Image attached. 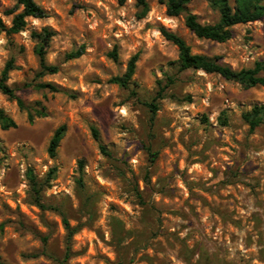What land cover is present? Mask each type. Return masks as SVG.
I'll use <instances>...</instances> for the list:
<instances>
[{
	"label": "rangeland",
	"instance_id": "obj_1",
	"mask_svg": "<svg viewBox=\"0 0 264 264\" xmlns=\"http://www.w3.org/2000/svg\"><path fill=\"white\" fill-rule=\"evenodd\" d=\"M35 1L48 16L0 35V77L14 58L8 83L46 111L31 122L0 91V106L18 123L0 126V264H264V122L252 131L243 118L264 103V85L183 70L178 47L162 34L174 31L194 53L241 69L264 58V18L232 26L219 42L198 37L186 12L169 15L163 0H148L145 17L136 0ZM16 4L0 0L7 26ZM188 8L202 23L219 19L207 0ZM45 26L56 30L47 61L60 70L41 80L58 91L33 86L40 67L33 32ZM82 45V56L65 59ZM136 53L129 87L111 82ZM155 97L152 126L147 103ZM62 124L67 132L51 157ZM52 168L39 198L30 173L45 181ZM63 215L77 227L71 238Z\"/></svg>",
	"mask_w": 264,
	"mask_h": 264
},
{
	"label": "trees",
	"instance_id": "obj_2",
	"mask_svg": "<svg viewBox=\"0 0 264 264\" xmlns=\"http://www.w3.org/2000/svg\"><path fill=\"white\" fill-rule=\"evenodd\" d=\"M120 3H125L127 0H119ZM192 0H163L167 5L169 15L176 16L182 12H186V25L192 30L198 37L216 40L224 42L230 39L233 35L232 26L240 23H247L264 18V0H207L210 5L219 12V19L214 23H202L199 21L197 14L193 13L188 8V4ZM234 2V3H232ZM137 6L140 8L139 17H145L150 10L148 0H136ZM22 6L20 12H16L17 8ZM8 14H13L12 23L7 26L2 17L0 16V35L4 31L7 34L18 33L27 25V17L44 18L48 16V12L39 5L35 0H17V4L14 8L7 11ZM56 34V30L50 26H45L41 31H34L33 36L38 40L36 46V53L39 57V70L37 72L36 83L33 84L37 89H47L50 91H58L59 88L51 82H45L41 79L47 74H54L60 70L58 64H52L47 61V49L51 42L52 37ZM162 34L166 39L172 41L179 51V64L181 69H202L206 72H216L221 74L228 80H233L241 83L244 87L250 88L257 85H264V58L257 60L251 67H243L241 69H234L232 66L225 64L220 56H208L205 54L194 53L191 45L180 34L170 31L166 28H162ZM85 52V46L82 45L77 49L71 50L65 54V59H75L82 56ZM111 56L117 60L118 53L117 47L110 53ZM139 59V53L134 54L127 65L126 71L122 75H116L110 80L122 87H129L132 83L133 76L136 72L137 61ZM16 68L15 59H9L4 69L1 72L0 77V91L8 95L11 99L17 101L21 109L28 111L29 120L34 121L36 116H45V107L37 108L32 106L31 103H27L13 88L8 80L10 78V72ZM171 81L174 82L173 79ZM165 91V87H161L158 96L162 97ZM158 97H155L147 105L151 112V125H154L155 117L159 109L157 102ZM225 114V112H224ZM221 121L226 123V116L222 115ZM244 120L249 124L250 129L255 130L260 124L264 122V103L254 105L250 110L244 111ZM0 126L4 130L10 128H16L18 123L10 116L5 109L0 106ZM67 132V125H60L54 132L48 152L51 157H55L61 141L65 137ZM93 135L96 139L100 138L99 130L94 126ZM101 149L106 154H110L106 147L101 145ZM151 152V148L148 147ZM152 153V152H151ZM156 156V155H155ZM56 168H52L46 177L45 181H39L35 178L33 172L30 173L32 185L35 192L41 196V191L45 184L55 177ZM40 202V200H39ZM40 206L47 208L52 205H46L40 203ZM63 220L68 230V236L71 238L76 232L77 227H72L68 218L63 215ZM70 249L68 248L67 257L70 256ZM66 257V258H67ZM61 264H63L61 262Z\"/></svg>",
	"mask_w": 264,
	"mask_h": 264
}]
</instances>
